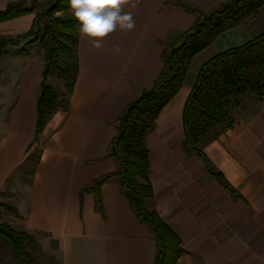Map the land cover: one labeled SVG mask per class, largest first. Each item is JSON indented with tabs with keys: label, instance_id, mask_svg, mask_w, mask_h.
<instances>
[{
	"label": "crops",
	"instance_id": "0c3cea01",
	"mask_svg": "<svg viewBox=\"0 0 264 264\" xmlns=\"http://www.w3.org/2000/svg\"><path fill=\"white\" fill-rule=\"evenodd\" d=\"M15 1L0 0V10ZM224 1L183 0L205 13ZM24 2L34 12L1 22L0 40L30 30L37 0ZM131 11L135 28L116 30L101 49L77 34L73 88L66 102L58 100L37 135L41 45L24 46V40L6 47L0 59V203L13 212L0 207V221L31 237L24 249L32 262L16 257L0 239V264L154 263L153 236L138 222L119 185L101 187L103 214L95 210L93 196L83 191L115 170L106 156L117 118L133 97L153 84L162 68L163 46L195 20L173 0H140ZM250 30H230L192 62L211 47L216 52L226 37L224 45L230 36L243 40ZM116 45L119 53L113 51ZM197 73L188 80V70L147 136V182L153 197L146 207L158 213L185 250L175 264H264V98L244 100L233 111L235 124L204 147L232 188L228 192L197 157L181 148L182 110Z\"/></svg>",
	"mask_w": 264,
	"mask_h": 264
},
{
	"label": "trees",
	"instance_id": "16d2710c",
	"mask_svg": "<svg viewBox=\"0 0 264 264\" xmlns=\"http://www.w3.org/2000/svg\"><path fill=\"white\" fill-rule=\"evenodd\" d=\"M173 5L192 14L194 23L172 43L163 46L162 68L153 84L133 97L117 118L116 135L106 156L114 161L115 170L83 189L93 196L95 210L103 214L101 187L106 183L119 185L138 222L153 236L156 246L153 264H175L186 252L158 213L146 207V200L153 197L147 182V136L155 130L160 111L183 85L195 55L232 29L253 27L264 8V0H226L207 13L183 0H173ZM68 9L67 0H52L43 12L35 13L28 32L0 40V59L9 45H19L24 40V46L41 45L44 69L36 100V135L55 112L58 100L66 102L78 72V29ZM33 12L32 6L17 0L0 10V23ZM51 79L61 81L64 96L50 85ZM247 98H264V29L246 42L227 47L204 61L182 110V151L197 157L208 174L228 192H233L232 188L215 170L204 147L235 124L233 111ZM33 159L37 162L38 156L34 155ZM0 207L13 212L9 206L0 203ZM0 239L16 257L32 262L24 249L26 243L32 242L28 234L0 221Z\"/></svg>",
	"mask_w": 264,
	"mask_h": 264
},
{
	"label": "clouds",
	"instance_id": "9594fccd",
	"mask_svg": "<svg viewBox=\"0 0 264 264\" xmlns=\"http://www.w3.org/2000/svg\"><path fill=\"white\" fill-rule=\"evenodd\" d=\"M71 15L76 21L79 36L87 38L92 48L101 49L102 41L116 30L124 32L135 28L131 9L140 0H67ZM129 9L125 11V9ZM114 52L119 53L116 45Z\"/></svg>",
	"mask_w": 264,
	"mask_h": 264
},
{
	"label": "rangeland",
	"instance_id": "374dc122",
	"mask_svg": "<svg viewBox=\"0 0 264 264\" xmlns=\"http://www.w3.org/2000/svg\"><path fill=\"white\" fill-rule=\"evenodd\" d=\"M51 1L52 0H39V2H41V3H39L38 0H37V2H34L33 5L36 8L35 9L36 12L37 13L43 12L48 7V5H49V3ZM255 21H256V24L252 27V30H250V32L245 35L243 40L234 39L232 36H230V37H228V39L230 38L229 41H228V44L224 45V42L227 40V37H226V40L223 39V40L220 41L221 44H220V46H219V48H218V50L216 52H215V50H216L215 47H211L208 51H206L207 53H205L204 55L194 59V61L192 62L191 66L189 68L188 80L192 79L194 77V74H196L198 72L200 65L203 63L202 62L203 60L209 59L210 57L216 55L217 53L221 52L222 50L226 49L227 47H232V46L241 44L243 42H246L247 40H249L252 37H254L255 35H257L260 31H262L264 29V8L261 9L260 14L256 18ZM1 69H3V64L2 63H1ZM49 83H50V85L52 87L55 88V90L57 92H60L61 94H63V96L65 95L64 94L65 92H64V90L62 88L61 81H58L57 79H51L49 81ZM3 205L8 207V205H6V204H3Z\"/></svg>",
	"mask_w": 264,
	"mask_h": 264
}]
</instances>
